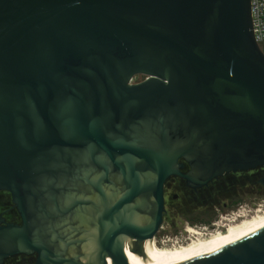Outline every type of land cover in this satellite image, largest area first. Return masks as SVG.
Instances as JSON below:
<instances>
[{
  "label": "water",
  "instance_id": "1",
  "mask_svg": "<svg viewBox=\"0 0 264 264\" xmlns=\"http://www.w3.org/2000/svg\"><path fill=\"white\" fill-rule=\"evenodd\" d=\"M263 166L251 0H0V192L22 220L0 218V264H264V227L174 262L151 247L169 179Z\"/></svg>",
  "mask_w": 264,
  "mask_h": 264
},
{
  "label": "flooded vegetation",
  "instance_id": "2",
  "mask_svg": "<svg viewBox=\"0 0 264 264\" xmlns=\"http://www.w3.org/2000/svg\"><path fill=\"white\" fill-rule=\"evenodd\" d=\"M138 77H141V80L138 81V83L146 79L143 75ZM180 163L184 164V168L181 169L183 174L192 173L191 166L185 160H180ZM263 179L264 166L249 172L225 173L217 178H214L206 185H192L182 177H172L165 183V202L162 223L154 239L158 240V245L160 244V247L174 246L176 243H179L180 238L178 237L179 232L177 233V229L178 221L181 220L182 217V219H187L188 216L192 220L200 218L201 220L208 221L210 220V216L214 214V211L219 210L221 204L225 209L229 207L231 203L239 204L246 194L245 189L247 187V183L253 185L256 190L264 189L262 184ZM146 205H143V208L142 210L140 209V211H135L133 208H127L123 211V214L124 216L126 215L127 218H129L130 214L132 215V218L141 213L149 215L150 206L149 204ZM103 208L101 207L100 211L104 214L108 208L104 210ZM0 218L4 219L6 223L21 224L22 222L21 216L13 203L12 196L8 192H0ZM145 222L146 225H149L150 223L149 219ZM169 223L172 231V237H168L169 233L164 230L165 225H169ZM215 224L217 223H212L210 226L215 227ZM146 225L144 223L143 226ZM90 226H92L90 221L87 220L86 222H83V232L87 233L88 229L91 228ZM204 229L207 231L208 228H203V230ZM184 231L185 233L182 232L184 240H180L187 243L191 234H189L188 229L184 228ZM165 237L168 238V240H166ZM81 239H86V235H82ZM185 242L182 244H185ZM142 244L143 241L141 240L128 238L126 246L128 248H130V246H135L140 250ZM37 259V254H19L6 258L2 264H37Z\"/></svg>",
  "mask_w": 264,
  "mask_h": 264
},
{
  "label": "bare ground",
  "instance_id": "3",
  "mask_svg": "<svg viewBox=\"0 0 264 264\" xmlns=\"http://www.w3.org/2000/svg\"><path fill=\"white\" fill-rule=\"evenodd\" d=\"M252 211L238 209L215 224L218 227L212 233H206L189 227L188 232L191 234L189 241L183 245L175 244L172 248L160 249L158 240H151L153 252L160 257L174 262L204 250L213 248L223 243L251 234L264 227V209L253 210L254 216L249 217ZM235 214V215H234ZM243 217L245 219H243ZM166 247V246H163ZM161 247V248H163ZM169 247V246H167Z\"/></svg>",
  "mask_w": 264,
  "mask_h": 264
},
{
  "label": "rangeland",
  "instance_id": "4",
  "mask_svg": "<svg viewBox=\"0 0 264 264\" xmlns=\"http://www.w3.org/2000/svg\"><path fill=\"white\" fill-rule=\"evenodd\" d=\"M264 52V50H262ZM141 77H137V81H140ZM246 194L243 197V200L239 203H231L229 205V207H227L226 209L223 208V205L221 204V206L219 207V210L214 211V214L212 216H210V220H201L200 218H197L195 220H192L190 217L187 216V219H182L178 221V229H177V233H178V237L180 239H183V235L182 232L185 233L184 228L185 229H189V227L202 231L204 232L203 228H208L206 233H212L213 231H215L218 227H211L210 225H212V223H219L222 220V217H226L227 215H230L232 212H236L238 209L246 210V211H252L251 215H249V217L254 216L253 210H256L259 206H261V208H264V189L262 190H256L253 185L247 183V187H246ZM173 192V191H172ZM243 219H245L243 217ZM205 222V223H203ZM208 222V223H206ZM197 226V227H196ZM164 230L167 231V233H169L168 237H172L171 236V228H170V223L169 225H165ZM164 232V231H162ZM205 233V232H204ZM187 234V233H186ZM188 235V234H187ZM166 240H168V238L165 237ZM179 239V243L181 245H183L182 243H184L183 241H181ZM164 240V239H163ZM164 240V241H166ZM167 242V241H166ZM177 244V243H176ZM158 247L160 249H164V248H172V246L169 247H160V244L158 245Z\"/></svg>",
  "mask_w": 264,
  "mask_h": 264
},
{
  "label": "built area",
  "instance_id": "5",
  "mask_svg": "<svg viewBox=\"0 0 264 264\" xmlns=\"http://www.w3.org/2000/svg\"><path fill=\"white\" fill-rule=\"evenodd\" d=\"M251 15L255 40L260 48L264 50V0H251ZM136 83H138L137 77L131 81V84ZM259 209L264 208L259 206L256 210Z\"/></svg>",
  "mask_w": 264,
  "mask_h": 264
}]
</instances>
